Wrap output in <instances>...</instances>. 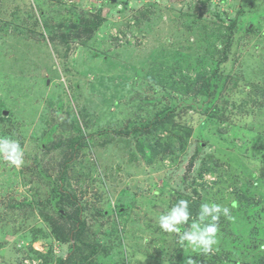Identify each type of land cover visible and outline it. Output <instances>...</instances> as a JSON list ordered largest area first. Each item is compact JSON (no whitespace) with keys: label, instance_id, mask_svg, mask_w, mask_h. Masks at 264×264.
Returning <instances> with one entry per match:
<instances>
[{"label":"rangeland","instance_id":"obj_1","mask_svg":"<svg viewBox=\"0 0 264 264\" xmlns=\"http://www.w3.org/2000/svg\"><path fill=\"white\" fill-rule=\"evenodd\" d=\"M0 136V264H259L264 0H0ZM180 199L235 202L214 253L157 226Z\"/></svg>","mask_w":264,"mask_h":264},{"label":"clouds","instance_id":"obj_2","mask_svg":"<svg viewBox=\"0 0 264 264\" xmlns=\"http://www.w3.org/2000/svg\"><path fill=\"white\" fill-rule=\"evenodd\" d=\"M0 160L10 167L21 168L24 164V151L20 143L5 136H0ZM158 195V192H154ZM231 205H222L212 201H205L199 205L195 217L189 210V201L180 199L167 208L157 218V226L165 233H174L181 246L190 248L193 252L211 254L217 250L219 243L221 217L231 220ZM187 226V227H185ZM188 264H195L189 259Z\"/></svg>","mask_w":264,"mask_h":264},{"label":"trees","instance_id":"obj_3","mask_svg":"<svg viewBox=\"0 0 264 264\" xmlns=\"http://www.w3.org/2000/svg\"><path fill=\"white\" fill-rule=\"evenodd\" d=\"M236 24H237V21L236 19H233V20H230L229 23H228V30H229V37H231L233 35V32H234V29L236 27ZM83 26V29L84 31H92L94 30L96 27H97V23L95 22H88V23H85L82 25ZM72 27H77L76 25V22L73 21L72 22ZM193 71H194V79L198 80L200 82V87L198 89V93L199 95L203 96L204 100L207 101L208 99H211L213 98L212 95H213V81L216 77V74H217V71L218 70H212L210 73H207L209 75H206V72H203L202 70L199 69L198 65L193 66ZM187 76V75H186ZM183 79H186L187 77H185V75L182 74ZM205 104V103H204ZM215 107V106H214ZM217 107L216 108H211L209 111L211 113H209V118H212L213 116V113H215ZM167 115L169 114H166L164 115V117H159V118H156L157 120H161V119H164ZM163 122H158L156 123L155 121H152V122H149L146 130H158L161 128V126H158L156 124H159V125H162ZM70 142L73 143V145H77V143L80 142V137L79 138H75L74 140H71ZM148 147V145H146ZM159 146V145H158ZM143 148V147H142ZM145 150V148H143ZM155 152V149L151 150V153H154ZM217 164V163H215ZM58 189H62L61 186H57V187H52L51 188V193H52V202L54 205H56L57 203H59L60 201V194H58ZM68 202H71L72 201V197L71 196H68ZM120 211V210H119ZM79 212V210H78ZM63 218V215H60ZM83 227H84V223L82 221H80L79 219L76 220V226L75 228L73 229L74 231L76 232H81L83 231ZM78 236V235H76ZM38 257L42 258L43 262H47L48 259L47 258H44L40 253L38 252H34ZM264 261V256H262L260 259H259V264H262ZM59 263H61V261L58 260ZM70 264H76L74 261H72ZM77 264H79V262H77ZM201 264H208L207 262H204V261H201Z\"/></svg>","mask_w":264,"mask_h":264},{"label":"water","instance_id":"obj_4","mask_svg":"<svg viewBox=\"0 0 264 264\" xmlns=\"http://www.w3.org/2000/svg\"><path fill=\"white\" fill-rule=\"evenodd\" d=\"M2 115H3V116H7V115H8V112H7V111H3V112H2Z\"/></svg>","mask_w":264,"mask_h":264}]
</instances>
